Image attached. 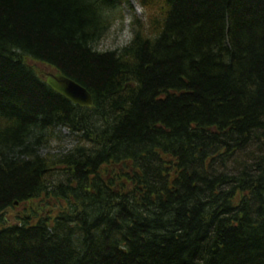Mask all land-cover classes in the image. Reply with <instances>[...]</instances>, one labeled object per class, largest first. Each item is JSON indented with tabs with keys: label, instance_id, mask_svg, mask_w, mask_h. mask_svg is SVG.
Masks as SVG:
<instances>
[{
	"label": "trees",
	"instance_id": "obj_1",
	"mask_svg": "<svg viewBox=\"0 0 264 264\" xmlns=\"http://www.w3.org/2000/svg\"><path fill=\"white\" fill-rule=\"evenodd\" d=\"M130 1L0 0V212L56 205L0 264H264V0H136L101 50Z\"/></svg>",
	"mask_w": 264,
	"mask_h": 264
},
{
	"label": "rangeland",
	"instance_id": "obj_2",
	"mask_svg": "<svg viewBox=\"0 0 264 264\" xmlns=\"http://www.w3.org/2000/svg\"><path fill=\"white\" fill-rule=\"evenodd\" d=\"M131 6L134 8L133 14L141 20V23H145L146 19L148 18L146 9L142 8L137 2H132ZM128 10H131L128 8ZM127 10V11H128ZM132 12H125V14H114L109 19L111 23V29L108 33L107 38L101 43L100 49L101 50H113V49H120L121 47L125 46L132 36V30L130 26V19ZM61 133L65 136L68 135L66 130H61ZM25 205L19 207L14 211V213L22 212L24 210Z\"/></svg>",
	"mask_w": 264,
	"mask_h": 264
},
{
	"label": "water",
	"instance_id": "obj_3",
	"mask_svg": "<svg viewBox=\"0 0 264 264\" xmlns=\"http://www.w3.org/2000/svg\"><path fill=\"white\" fill-rule=\"evenodd\" d=\"M47 84L52 90L72 103L80 107H92V99L87 91L69 79H65L61 75H55L48 78Z\"/></svg>",
	"mask_w": 264,
	"mask_h": 264
}]
</instances>
